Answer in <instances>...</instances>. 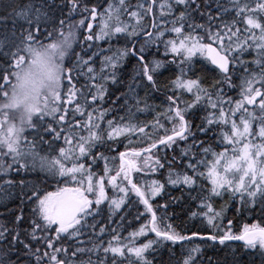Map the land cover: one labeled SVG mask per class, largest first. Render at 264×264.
Instances as JSON below:
<instances>
[{
	"label": "snow or ice",
	"instance_id": "1",
	"mask_svg": "<svg viewBox=\"0 0 264 264\" xmlns=\"http://www.w3.org/2000/svg\"><path fill=\"white\" fill-rule=\"evenodd\" d=\"M57 36L80 50L17 122L19 70ZM229 208L264 216V0H0V264H221L232 242L264 264V226L221 230Z\"/></svg>",
	"mask_w": 264,
	"mask_h": 264
},
{
	"label": "clouds",
	"instance_id": "2",
	"mask_svg": "<svg viewBox=\"0 0 264 264\" xmlns=\"http://www.w3.org/2000/svg\"><path fill=\"white\" fill-rule=\"evenodd\" d=\"M53 43L56 45L55 50L37 48L35 53L29 54V61L19 70L18 79L14 81L15 88L9 97L11 100L14 95L17 99L12 109L17 114V122L21 116H26L29 107H43L45 97L51 101L60 88L59 77L75 43L70 46L61 36H57ZM33 60L36 62L32 63Z\"/></svg>",
	"mask_w": 264,
	"mask_h": 264
},
{
	"label": "trees",
	"instance_id": "3",
	"mask_svg": "<svg viewBox=\"0 0 264 264\" xmlns=\"http://www.w3.org/2000/svg\"><path fill=\"white\" fill-rule=\"evenodd\" d=\"M24 2H26V0H24ZM132 3H133V1H132ZM76 18L79 19L81 17L77 16ZM83 33L87 34L86 30H82V34ZM81 42H82L81 40L77 41V43L75 44V46H74V48L72 50V53L70 54V56L67 58V60L65 62L66 64H70V63H72L75 60V54L77 52H79ZM99 43H100L101 47H103L105 49L108 47V45L104 44L103 42H99ZM98 66H99V61H97V67ZM162 77H161V80H163ZM77 79L82 81L83 77H76V79H74L73 83H76ZM209 79H211V76L209 77ZM65 83H67V81H65ZM79 86L80 85L77 84V87H79ZM63 106L71 108L70 105L64 104ZM139 119L140 120H145L146 118L142 117V116L140 117V115H139ZM125 144H127V141H125ZM132 145H134L135 147L139 146V145H135V144H132ZM128 147L131 148L132 146L128 145ZM120 150L122 151L124 149L120 148ZM35 175L39 176L40 174L36 173ZM218 206L219 205H217V207ZM183 217H184L185 222H186L187 216H185L183 214H181V217L179 219L177 218V220H180ZM228 221H231V225L228 224ZM217 223H218V226H220L219 222H217ZM253 223H259V224H261V226H264V216H261L260 214H256L254 216V215H252L250 213H245L243 215L236 214V213H234L231 210V208H229L226 211V213H225V217H224V221H223V225H222L221 230L223 228L230 227L232 232L239 234L240 232L243 231V228H244L245 225H249L250 226ZM186 224H187V222H186ZM186 224L176 225V227H177L178 230L179 229H187L188 231H192V229L189 228V227H193V226H191L190 224L188 226H186ZM197 227H199V228H196V230L201 231L205 235L208 232L213 231L211 226L208 225L206 222L201 223V218H200V221H199ZM232 245L236 249V253L235 254H233L230 249H223V250H218L217 251L216 255H217V258L220 260L221 264H259L258 260L257 261H253L252 260V256L251 255L242 252L241 248L239 247L240 244L232 243Z\"/></svg>",
	"mask_w": 264,
	"mask_h": 264
},
{
	"label": "flooded vegetation",
	"instance_id": "4",
	"mask_svg": "<svg viewBox=\"0 0 264 264\" xmlns=\"http://www.w3.org/2000/svg\"><path fill=\"white\" fill-rule=\"evenodd\" d=\"M131 1H133V3L132 4H135L136 2H137V0H131ZM125 19H127V17H125ZM94 27H96L97 28V25H96V23H94ZM150 30V29H149ZM145 38H147V37H145ZM139 46V45H138ZM160 48H161V51L159 52V53H157L156 54V57L155 58H157V59H159V58H162L163 57V45H161L160 46ZM250 59V58H249ZM134 63V61H129V63L127 64V67L128 68H130L131 66H132V64ZM169 76V73H167V72H164V74H163V77H162V82L165 80V78L166 77H168ZM232 95H233V97H235V98H238V92H233L232 93ZM162 96V97H161ZM159 98V99H158ZM163 99V95L162 94H158L157 95V102H159L160 100H162ZM145 117L146 119H147V116H146V114H140V117ZM123 151V150H122ZM179 151V150H178ZM161 154H163V153H161ZM169 156H171V152L169 151ZM157 175H159V173H157ZM166 175H167V173L165 172V178H166ZM144 179H148V177H144ZM163 179V178H162ZM55 188H56V186L55 185H52V186H50V189L49 190H55ZM106 191L108 192V194H109V196H114L115 195V193L113 192V190L111 189V187L110 186H108L107 188H106ZM180 193H179V189H173V195H176V196H178ZM157 199H159V197L157 198ZM102 207H103V205H102ZM169 215L171 216V213H169ZM91 219V218H90ZM190 225L191 226H193V227H189V228H191L192 229V231H195L196 230V228H199V227H197L198 226V223H199V221H200V218L198 217V218H191L190 220ZM169 222H171V223H174L175 225H182V224H186V222H185V219H184V217L183 218H181L180 220H177V218H175V217H173ZM96 223L100 226V227H103L104 225H103V223H101V220H97L96 221ZM117 223H119V221H117ZM138 225V222H134L132 225H124V227L127 229L126 231H123V235L125 236V237H127L128 236V234H129V232H131L132 230H133V228H135L136 226ZM187 225V224H186ZM189 225V224H188ZM187 225V226H188ZM112 226L113 227H115V224H112ZM81 239H86V237H81ZM140 239H143V237H141Z\"/></svg>",
	"mask_w": 264,
	"mask_h": 264
},
{
	"label": "rangeland",
	"instance_id": "5",
	"mask_svg": "<svg viewBox=\"0 0 264 264\" xmlns=\"http://www.w3.org/2000/svg\"><path fill=\"white\" fill-rule=\"evenodd\" d=\"M83 35H86V33H83ZM121 139H123V138L121 137ZM141 143H142V142H141ZM190 219H191V218L187 216V219H186L187 225L190 224V221H189ZM205 222H206V221H205ZM206 223H207V222H206ZM187 225H186V226H187Z\"/></svg>",
	"mask_w": 264,
	"mask_h": 264
},
{
	"label": "water",
	"instance_id": "6",
	"mask_svg": "<svg viewBox=\"0 0 264 264\" xmlns=\"http://www.w3.org/2000/svg\"><path fill=\"white\" fill-rule=\"evenodd\" d=\"M233 243H237V244H240L241 242H233Z\"/></svg>",
	"mask_w": 264,
	"mask_h": 264
},
{
	"label": "bare ground",
	"instance_id": "7",
	"mask_svg": "<svg viewBox=\"0 0 264 264\" xmlns=\"http://www.w3.org/2000/svg\"><path fill=\"white\" fill-rule=\"evenodd\" d=\"M132 2V1H131ZM162 97V96H161ZM159 99V98H158Z\"/></svg>",
	"mask_w": 264,
	"mask_h": 264
}]
</instances>
